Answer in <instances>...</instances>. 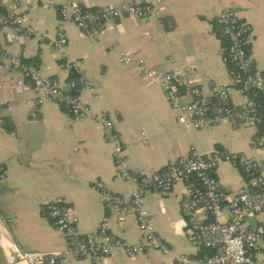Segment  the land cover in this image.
Returning a JSON list of instances; mask_svg holds the SVG:
<instances>
[{
    "label": "crops",
    "instance_id": "0c3cea01",
    "mask_svg": "<svg viewBox=\"0 0 264 264\" xmlns=\"http://www.w3.org/2000/svg\"><path fill=\"white\" fill-rule=\"evenodd\" d=\"M75 1L84 8H98L153 0ZM60 2L0 0V52L18 55L68 90L71 74L54 46L62 28L69 40L66 53L81 61L98 93V98L89 92L82 98L94 112L110 114L134 172L161 170L195 153L220 150L253 160L264 176V149L258 145L255 128L221 123L210 129H185L178 124L161 83L141 76L134 63L125 65L121 60L122 52L131 51L157 72L184 69L205 94L213 96L232 79L223 61L229 45L223 47L214 27L222 24L220 15L226 7L234 8L246 25L256 68L264 72V0H163L150 18H122L98 34L83 32L71 22L60 25ZM14 5L29 15L37 37L18 35L2 25L1 19ZM36 96L38 92L20 72L0 66V168L5 172L0 179V264H27L23 254L67 249V238L47 215V207L58 197L75 206L81 235H94L106 222L112 237L137 243L135 220L121 219L94 188L100 185L123 197L133 189L119 175L101 125L91 119L73 120L54 101L35 106ZM4 123L14 132L4 130ZM217 173L228 191L246 186L240 166L222 164ZM183 196L184 185L177 183L168 195L150 192L144 199L156 231L171 249L169 254L150 250L130 258L116 251L105 264H178L176 256L200 255L188 233ZM263 221L261 216L250 226ZM60 264L91 261L69 258Z\"/></svg>",
    "mask_w": 264,
    "mask_h": 264
},
{
    "label": "built area",
    "instance_id": "2783aa9c",
    "mask_svg": "<svg viewBox=\"0 0 264 264\" xmlns=\"http://www.w3.org/2000/svg\"><path fill=\"white\" fill-rule=\"evenodd\" d=\"M56 3L58 0H51ZM163 0L149 3H130L123 6L84 8L75 0H62L58 6L60 25L75 24L81 31L98 34L113 22L126 17L148 19L159 10ZM230 44L223 61L232 67L228 85L207 95L184 69L157 72L148 67L144 58L135 59L133 52L121 53L125 65L135 64L137 73L161 83L177 122L188 130L210 129L218 124L238 122L255 128L262 136L257 140L264 149V72L256 68L251 54V38L237 11L226 7L220 15ZM29 15L14 5L1 19L18 35L37 37L39 32L30 25ZM68 37L60 28L54 46L61 53L63 65L71 74L69 89L42 74L41 70L8 51L0 52V66L20 72L38 96L34 105L54 101L64 106L73 120L91 119L102 127L103 136L112 148V157L119 175L129 181L133 189L128 196L114 194L94 185L100 196L121 219L132 217L138 227L139 241L127 243L110 235L106 222L94 235L83 236L77 226L80 218L75 206L58 197L47 207V215L55 229L67 238L65 251L23 254L27 264H60L69 258L89 259L91 264H105L116 251L135 258L150 250L169 254L168 244L156 231L144 199L150 192L168 195L177 183L184 185L182 207L188 218V233L200 255L176 256L178 264H264V221L251 225L252 220L264 217V176L257 172L255 162L238 153L216 150L211 154H193L189 158L170 163L166 168L134 172L128 162L124 141L116 131L110 114L96 113L82 98L91 93L98 98L95 85L88 79L80 60L66 53ZM239 95L241 101L235 99ZM147 141V137H145ZM222 164L240 166L246 186L238 192L224 189L218 177ZM5 172L0 168V179Z\"/></svg>",
    "mask_w": 264,
    "mask_h": 264
},
{
    "label": "trees",
    "instance_id": "16d2710c",
    "mask_svg": "<svg viewBox=\"0 0 264 264\" xmlns=\"http://www.w3.org/2000/svg\"><path fill=\"white\" fill-rule=\"evenodd\" d=\"M221 25L220 24H215L214 27H215V30L217 31V34L222 39L223 47L226 48L230 44V39L225 35V33H223V31L225 32V25H223V24H221ZM222 33H223V35H222ZM228 66H229V69L232 71L231 65H228ZM3 128L8 133H13L14 132V127L12 125H8L7 123H4ZM257 136L261 137L262 136V132H259V134Z\"/></svg>",
    "mask_w": 264,
    "mask_h": 264
},
{
    "label": "water",
    "instance_id": "95a60500",
    "mask_svg": "<svg viewBox=\"0 0 264 264\" xmlns=\"http://www.w3.org/2000/svg\"><path fill=\"white\" fill-rule=\"evenodd\" d=\"M232 127L233 128H242L244 126L242 124L238 123V122H235V123L232 124Z\"/></svg>",
    "mask_w": 264,
    "mask_h": 264
}]
</instances>
